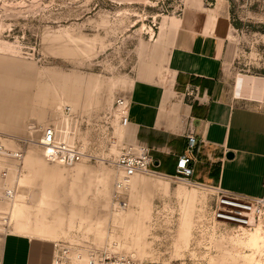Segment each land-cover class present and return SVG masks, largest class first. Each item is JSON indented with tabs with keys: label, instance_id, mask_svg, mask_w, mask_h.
Here are the masks:
<instances>
[{
	"label": "rangeland",
	"instance_id": "rangeland-1",
	"mask_svg": "<svg viewBox=\"0 0 264 264\" xmlns=\"http://www.w3.org/2000/svg\"><path fill=\"white\" fill-rule=\"evenodd\" d=\"M205 1L211 8L212 1ZM186 3L0 0V50L44 71L48 89L60 87L55 100L62 105H68L71 89L78 108L89 106L77 121L81 162L51 164L36 147L29 148L13 204L0 202L1 212L12 208L7 231L0 226V243L6 233L16 232L135 264L262 260L264 244L252 261L247 256L252 251L241 243L256 232L264 236L262 229L239 234L212 222L213 196L204 187L156 173H138L125 189L115 187L120 175L114 162L125 146L118 118L135 67L154 49L163 22L181 18ZM229 13L228 75L264 77V0H229Z\"/></svg>",
	"mask_w": 264,
	"mask_h": 264
},
{
	"label": "crops",
	"instance_id": "crops-1",
	"mask_svg": "<svg viewBox=\"0 0 264 264\" xmlns=\"http://www.w3.org/2000/svg\"><path fill=\"white\" fill-rule=\"evenodd\" d=\"M211 1L208 8L205 0H187L183 16L164 21L154 49L140 56L126 97L123 144L147 147L151 170L174 178L190 130L195 138L193 184L260 197L264 77L228 75L229 0ZM44 78L34 63L0 50V133L39 137L44 126L58 125L66 107L83 118L89 106L78 108L77 92L68 90L69 103L62 105L55 100L60 87L48 89ZM189 89L197 91L196 98L186 95ZM53 242L8 232L0 243V264H51Z\"/></svg>",
	"mask_w": 264,
	"mask_h": 264
},
{
	"label": "built area",
	"instance_id": "built-area-1",
	"mask_svg": "<svg viewBox=\"0 0 264 264\" xmlns=\"http://www.w3.org/2000/svg\"><path fill=\"white\" fill-rule=\"evenodd\" d=\"M186 95L196 98L197 91L189 89ZM77 121L70 108L66 107L58 120V125L44 126L39 137L35 139L33 137L21 139L0 133V202L13 204L19 179L24 173V160L31 146L36 147L43 159L49 163L72 167L83 160V147L75 140ZM127 124L125 103L119 114L118 126L124 128ZM194 150L195 138L188 130L186 145L182 155L177 159L174 176L187 184H193L191 162ZM114 166L120 175L115 181V187L120 190L125 189L136 174L154 173L150 168L149 149L142 145L122 147ZM204 188L211 191L213 196L214 204L210 212L212 222L231 227L239 234L242 231L252 232L257 227L264 232V179L261 184L262 195L255 198L238 197L223 191L220 187ZM11 211V206L8 211H0V226L5 232L10 226ZM51 264H135V262L126 257H111L105 252L92 249L82 251L64 242L54 241Z\"/></svg>",
	"mask_w": 264,
	"mask_h": 264
},
{
	"label": "bare ground",
	"instance_id": "bare-ground-1",
	"mask_svg": "<svg viewBox=\"0 0 264 264\" xmlns=\"http://www.w3.org/2000/svg\"><path fill=\"white\" fill-rule=\"evenodd\" d=\"M44 161H46V160L44 159ZM51 164H56V163H51ZM58 165H60V164H58ZM18 184H19V182H18ZM186 196L188 197L189 195H186ZM25 229L26 228H23V229L19 228V231L22 232V231H25ZM241 243L245 248L252 251V254L247 255V256H249V257L252 256L251 259L253 261L254 252H256L259 249V247L264 244V236H261V235H259V233L256 232L254 235L247 238L246 241H243ZM253 264H264V262L262 260L258 259V260L253 261Z\"/></svg>",
	"mask_w": 264,
	"mask_h": 264
}]
</instances>
